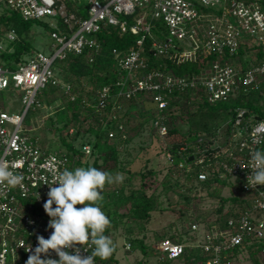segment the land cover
Wrapping results in <instances>:
<instances>
[{
  "label": "built area",
  "instance_id": "obj_1",
  "mask_svg": "<svg viewBox=\"0 0 264 264\" xmlns=\"http://www.w3.org/2000/svg\"><path fill=\"white\" fill-rule=\"evenodd\" d=\"M84 2L86 17L81 16ZM7 11L18 12L24 19L52 20L49 25L54 30L50 54L34 50L15 62V68L0 65V158L24 177L21 186L0 189V264H26L31 254L28 248L34 252L38 246L37 237L47 239L51 235L50 217L43 208L49 186L44 183H50L65 168L77 167L71 165L67 152L52 149L40 133H26L42 129L45 113L34 126L25 127L24 123L31 110L46 111L44 108L49 107L41 91L49 83H59L53 66L56 60L70 53L80 55L86 49L94 54L101 52L102 44L95 35L103 25L140 36L129 48L112 49L116 65L126 73L99 89L93 101L105 107L111 99L117 104V97L131 98L141 93L139 98L154 104L151 125L160 137L166 138L169 132L166 120L171 94L191 89L192 97L204 94L207 101L215 103L228 101L264 80V61H251L247 67L238 61L241 45L247 47L245 53L253 61L258 51L264 55V0H0V15ZM131 16L132 21L128 18ZM60 22L65 24L64 30ZM161 24L167 27V33L160 29ZM17 37L14 28L0 31V54L14 50L11 42ZM147 40L151 44L148 54L144 50ZM148 55L176 63L210 56V62L198 74L178 76L152 66ZM11 86L23 93L21 113H10L5 105L3 91ZM71 86L64 83L62 88L70 94ZM113 88L119 90L112 93ZM245 115L246 110L239 109L229 131L219 129L215 135L201 136L179 149L186 155L188 147L193 146L189 159L179 161L180 169L192 172L199 180H205L210 172L230 176L232 182L241 179L242 190L250 198V208L230 216L225 227L202 221L192 224L190 245L208 255L205 264H236L237 248L246 241L264 242V185L250 187L247 182L252 172L247 168L251 153L264 145V119L245 122ZM118 127L120 131L125 129L123 123ZM73 132L70 128L69 134ZM116 133L111 131L110 136ZM73 148L83 153L82 157L72 153L73 163L92 155L90 143L74 144ZM166 152L169 164L173 163V153ZM186 247L187 243L171 238H163L154 246L159 259L169 260L180 257ZM81 254L87 256L90 251L81 248ZM261 256L264 264V246ZM50 258L58 256L51 252Z\"/></svg>",
  "mask_w": 264,
  "mask_h": 264
},
{
  "label": "trees",
  "instance_id": "obj_2",
  "mask_svg": "<svg viewBox=\"0 0 264 264\" xmlns=\"http://www.w3.org/2000/svg\"><path fill=\"white\" fill-rule=\"evenodd\" d=\"M71 8L73 7L70 5L69 10ZM81 16L86 17V12L82 10ZM128 18L131 21L133 20L132 16ZM33 21L31 19H24L15 11H7L0 15V31L4 32L14 28L18 36L14 42H11L14 50L0 54L2 58L0 61L1 66L15 68V62L22 60L24 56L34 51V42L29 37ZM60 28L62 30L66 28L63 22H60ZM49 29L50 33L54 30L50 25ZM95 36L102 44L101 52L94 54L92 50L86 49L80 55L70 53L65 59L56 60L53 66L59 83H49L41 91V96L48 104L58 99H62L63 101L64 106L57 112L59 117L54 116V119L51 116L48 118V124L54 125L52 129L60 132L59 139L64 148H59V150L69 154L72 166L95 167L99 169L102 166L99 163V159L101 158L104 164L112 159L119 162V145L128 144L131 141L134 130L137 131V129H140L148 122L151 123L154 109L138 108V105L141 107L145 103V99L139 98L141 96L139 92L131 98L117 97V104L114 99H111L105 107H101L93 101L99 89L120 79L123 73H126L116 65L112 49L114 47L119 49L129 48L135 44L140 35H135L130 30L123 32L119 27L112 25H103ZM150 46V40H147L146 47H144L146 54H148ZM246 48L244 45L240 46L239 63L247 67L251 61L255 63L264 61L262 51H258L259 56L253 61V58L250 59L246 55ZM148 57L152 66L166 71L171 70L173 74L178 76L198 74L200 69L205 65L208 66L210 62V56L200 57L197 61H186L183 63H176L169 59H157L152 55H148ZM64 83L72 84L70 94L65 93L62 88ZM118 90L119 88H113L112 93H116ZM72 94L75 95L73 99L71 97ZM192 95H194L193 90L186 89L182 93L176 92L170 96L166 120L169 128V132L166 135L168 147L163 150H170L173 153L174 162L167 167L169 172L163 181L164 187L166 190L178 189L189 211L192 203L194 212L197 210L195 208L198 207V203L196 204L194 199L201 191L207 192L213 198L221 199L222 204L214 206V209L209 211V216L202 213H196V215H193V213L188 214V217L184 220L185 222L187 219L189 220L188 227H186L187 225L185 226L186 229L174 231L169 236H161L160 239L171 238L178 242L187 243V247L180 257L172 260L166 258L159 259L158 264H168L177 259L186 260L190 264H205L208 255L201 249L190 245L193 236L190 233L192 224L195 221H202L206 225L219 224L225 227L230 216L250 208V198L242 190L241 179L232 182L230 176L221 177L219 173L210 172L205 180H199L197 175L195 176L192 172L183 171L178 167L181 159H189L190 156L187 157V155L191 153L193 146L188 147L189 150L186 155V151L180 152L179 149L186 142L196 141L201 136L210 137L215 135L219 129H222L224 132L229 131L238 110L241 108L246 110L245 122L250 121L254 123L257 120L264 119V80L260 79L256 85L248 87L246 91L241 92L238 96L228 101L211 103L205 99L204 94L200 96L195 95L196 97H192ZM118 105L120 108H117ZM132 108L136 109V116L132 114ZM120 123H123L125 127L128 126V128L120 131L118 127ZM185 125L186 128L184 127ZM72 127H74L73 134L75 133V136L84 135L88 138L84 143H90L92 155H96L91 164L88 162L73 163L72 153H79L81 157L83 153L80 149L73 148L75 144L74 138L69 139V130ZM111 131L117 132L114 137L110 136ZM123 133L126 134V137H123ZM92 136L95 137L93 141L91 139ZM262 150H264V145L262 146ZM117 171V167H110L106 170V172L111 173L113 176L118 173ZM153 172L154 170L149 171V173ZM142 176L144 177L145 173H142ZM183 179H186L185 181L187 182L182 181ZM117 183L114 188L110 189L108 184H106L101 192L104 199L100 202V206L109 217L111 223L116 222V220L118 222L125 216L134 220L149 219L151 211L159 208L160 203L158 196L155 194L149 195L142 187L130 188L129 191H126L125 184H121V182ZM230 186L234 188V192L231 193V196H224V189ZM227 203L231 207L224 212ZM122 206L128 207V213H119V209ZM187 213L188 211H183V215ZM109 228L110 226L106 229L105 235L108 233ZM188 234L189 236H186ZM132 241L136 243L135 239H132ZM140 246L144 252L148 251L147 245L142 240L140 241ZM263 246L264 242L249 244L246 241L241 247L236 249V255L239 256L245 252L250 256L253 264H262L261 252ZM115 252L106 260H101L97 257L96 262L99 264H112L111 262L115 260ZM149 253H155L159 258L158 251L155 248H152V251L150 250Z\"/></svg>",
  "mask_w": 264,
  "mask_h": 264
},
{
  "label": "rangeland",
  "instance_id": "obj_3",
  "mask_svg": "<svg viewBox=\"0 0 264 264\" xmlns=\"http://www.w3.org/2000/svg\"><path fill=\"white\" fill-rule=\"evenodd\" d=\"M86 6V3L84 2L82 5L83 12H86ZM47 20V18L34 20L31 25L29 37L34 42V50L50 54L52 50V37L49 29V22H52V20ZM159 26L165 33L168 32L167 27L164 24ZM22 96L23 93L12 86L3 91V99L10 113L22 112L24 109ZM143 104L141 107L138 105V108L148 109L154 105L152 101L148 99L146 103ZM48 106L49 107L46 106V108H44L46 111L38 109L30 111L24 123L25 127L34 126L37 119H39L44 113L46 114V117L44 119V125L40 131H26V133L35 135L38 132L41 134L42 138L44 137L43 139L45 140V143L52 149H63V144L59 139L60 132L52 129V126L54 125L48 124L49 117H59L57 112L64 106L63 101L62 99H58L57 101L54 100L48 104ZM132 110V114L136 116V109L132 108ZM184 127L186 128V125ZM125 128L127 129L128 126ZM72 138H74L77 146L88 140V138L84 135L75 136V133H70L69 139ZM91 139L93 141L95 137L92 136ZM165 145L166 138L160 137L156 130L152 127L151 123L148 122L140 129H137V131L134 130V134L128 144L119 145V162L112 159L104 164L103 159H99V163L102 165L99 169L102 171H106L110 167L118 168L117 172L123 177L121 184L126 185V191H129L130 188L142 187L149 195L155 194L158 196L160 203L158 209L151 211L149 219L134 220L125 216L120 221L117 222L116 220V222H112L110 224V228L106 236L111 237L115 244L116 251L114 254L115 260L111 262L112 264H158L159 258L157 254L149 252L150 250L152 251V248H154L157 242L161 240V236H169L174 231L186 229V227H188L189 220L187 219L186 222L184 220L188 217V214L193 213V215H196V213H202L209 216V211L214 209V206L222 204L221 199L213 198L207 192L201 191V193L194 199V202L196 204L198 203V207L195 208L197 210L194 212L192 203L189 211L187 206L184 204L183 198H181L178 189H165L163 181L166 178V174L169 172L167 170L169 165L167 152L163 150L165 149ZM95 157L96 155L87 156L81 163L88 162L91 164ZM151 170H154V172L149 173ZM141 172L145 173L144 177ZM185 180L186 179H183L182 181L187 182ZM116 183L108 184L109 189L114 188ZM117 184L119 185V183ZM232 192H234V188L232 186L226 187L223 191V195L231 196ZM230 207V204L227 203L224 212L227 211V209H230ZM184 210L188 211V213L183 215ZM119 213H128V207L122 206L119 209ZM186 236H189V234ZM132 239H135L136 243H134ZM141 240L147 245L149 252H144L142 250L140 246ZM168 264L190 263L183 259H177L176 261ZM236 264H253V262L250 256L244 252L237 257Z\"/></svg>",
  "mask_w": 264,
  "mask_h": 264
},
{
  "label": "clouds",
  "instance_id": "obj_4",
  "mask_svg": "<svg viewBox=\"0 0 264 264\" xmlns=\"http://www.w3.org/2000/svg\"><path fill=\"white\" fill-rule=\"evenodd\" d=\"M247 168L252 170L247 178L248 185H264V150L251 153ZM23 179L13 166L0 158V189L21 186ZM122 179L119 173L113 176L95 167H77L65 168L50 183L45 181L49 192L43 208L50 217L48 227L52 232L47 239L42 235L37 237L38 246L34 252L28 248L31 254L26 264H96L97 257L108 259L115 251V244L104 234L111 221L100 206L104 199L101 192L106 184ZM81 248L90 251V255H82ZM51 252L58 259L50 258Z\"/></svg>",
  "mask_w": 264,
  "mask_h": 264
},
{
  "label": "water",
  "instance_id": "obj_5",
  "mask_svg": "<svg viewBox=\"0 0 264 264\" xmlns=\"http://www.w3.org/2000/svg\"><path fill=\"white\" fill-rule=\"evenodd\" d=\"M191 159H193V156H191Z\"/></svg>",
  "mask_w": 264,
  "mask_h": 264
}]
</instances>
